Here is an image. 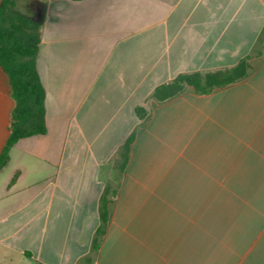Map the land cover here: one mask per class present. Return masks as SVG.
<instances>
[{
    "label": "crops",
    "instance_id": "obj_1",
    "mask_svg": "<svg viewBox=\"0 0 264 264\" xmlns=\"http://www.w3.org/2000/svg\"><path fill=\"white\" fill-rule=\"evenodd\" d=\"M26 1L46 130L0 167V264H264V0ZM245 55L244 79L151 97ZM13 105L0 67V152Z\"/></svg>",
    "mask_w": 264,
    "mask_h": 264
},
{
    "label": "trees",
    "instance_id": "obj_2",
    "mask_svg": "<svg viewBox=\"0 0 264 264\" xmlns=\"http://www.w3.org/2000/svg\"><path fill=\"white\" fill-rule=\"evenodd\" d=\"M30 17L20 11L18 0H0V67L8 76L10 94L14 101L10 113L9 134L0 152V167L8 158L10 147L18 139L44 133L46 130L45 90L36 66L41 23ZM258 39H264V31H261ZM250 70L248 55H245L228 68L180 72L171 80L156 85L151 97L158 103H163L179 95L186 86H192L197 93H206L214 87L246 78ZM135 113L139 126H144L149 120L145 107L137 105ZM135 133V130L131 131L118 149L122 166L128 158ZM106 202L105 190L100 198L101 223L96 230L93 245L104 232Z\"/></svg>",
    "mask_w": 264,
    "mask_h": 264
},
{
    "label": "water",
    "instance_id": "obj_3",
    "mask_svg": "<svg viewBox=\"0 0 264 264\" xmlns=\"http://www.w3.org/2000/svg\"><path fill=\"white\" fill-rule=\"evenodd\" d=\"M44 10L45 4L43 2L37 1L36 10L30 18L37 23H41L43 21Z\"/></svg>",
    "mask_w": 264,
    "mask_h": 264
},
{
    "label": "rangeland",
    "instance_id": "obj_4",
    "mask_svg": "<svg viewBox=\"0 0 264 264\" xmlns=\"http://www.w3.org/2000/svg\"><path fill=\"white\" fill-rule=\"evenodd\" d=\"M18 8L20 9V11L21 12H23V13H27V12H29V10H28V6H27V1L26 0H20V2L18 3ZM4 262H3V264H25V263H23V262H19V263H14L15 261L14 260H12V258H8V257H5L4 258ZM2 264V263H1Z\"/></svg>",
    "mask_w": 264,
    "mask_h": 264
}]
</instances>
